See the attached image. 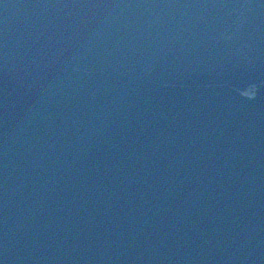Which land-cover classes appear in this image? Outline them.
<instances>
[{
    "label": "water",
    "instance_id": "water-1",
    "mask_svg": "<svg viewBox=\"0 0 264 264\" xmlns=\"http://www.w3.org/2000/svg\"><path fill=\"white\" fill-rule=\"evenodd\" d=\"M162 1L0 0V264L264 258V0ZM193 63L199 96L158 71ZM205 153L222 199L199 207L176 168Z\"/></svg>",
    "mask_w": 264,
    "mask_h": 264
}]
</instances>
